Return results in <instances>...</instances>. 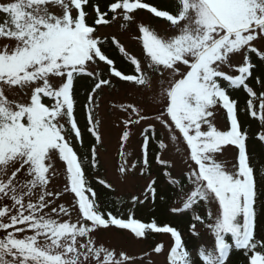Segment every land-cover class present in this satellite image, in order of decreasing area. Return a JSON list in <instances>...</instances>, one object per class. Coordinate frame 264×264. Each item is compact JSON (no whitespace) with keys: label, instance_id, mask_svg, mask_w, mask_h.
<instances>
[{"label":"snow or ice","instance_id":"obj_1","mask_svg":"<svg viewBox=\"0 0 264 264\" xmlns=\"http://www.w3.org/2000/svg\"><path fill=\"white\" fill-rule=\"evenodd\" d=\"M88 4L89 0H0V264H135V258L98 243L97 230L110 225L130 229L135 237H144L146 229L170 233L174 246L165 264H193L175 227L118 218L111 212L106 219L101 212L85 175L86 166L95 168L99 163L97 148L92 147L89 160L78 155L70 139L73 134L78 140L82 136L75 116V82L82 77H91L94 83L87 98L90 125L97 90L112 86V78H119L132 82L142 96L152 100L158 112L155 119L174 144L181 137L186 142L190 155L181 160L180 176L187 182L181 187V191L187 187V199L182 209L172 211L194 210L201 203L207 206L211 222L206 227L215 235V251L205 252L201 247L204 264H226L231 248L225 239L228 234L236 249L251 253L249 264H264V238H257L264 172L258 179L238 101L229 92V88L242 87L249 94L246 110H251L253 118L258 115L253 98L259 100V120L264 124V92L258 95L248 83L256 68L251 54L264 60V0H178L176 14L142 0H116L109 5L111 17L94 5L97 26L109 25L117 15L132 22L136 10L147 9L176 29L175 35L161 37L141 25L150 63L142 69L139 60L129 57L136 74L128 75L118 70L107 54L106 41L89 26L93 18L85 10ZM113 42L119 46L115 38ZM119 51L128 56L123 46ZM98 62L108 67V78L98 70ZM255 79L264 87V80ZM218 107L226 110L227 130H220L212 119ZM119 108L128 117L123 121L125 128L152 118L136 104ZM204 125L207 130H202ZM89 130L96 144H101L99 131ZM155 131L152 124L143 129L142 161L130 167L121 148V174L136 170L138 163L139 175L148 171L149 142ZM129 136L130 131H123V141ZM257 139L264 142V132H258ZM157 143L160 150L168 148L163 140ZM228 146L238 151L235 162L221 159ZM57 158L66 165L65 191L75 199L71 207L57 204L62 193L50 190V181L57 175ZM155 161L172 167L159 153ZM164 175L173 186L181 185L171 172ZM97 179L112 188L106 179ZM155 185L157 180L150 179L144 198L133 196V203L143 204L149 193L154 198ZM193 220L204 223L205 217L197 213ZM191 229L199 235L195 223ZM164 251L162 243L154 249L156 254Z\"/></svg>","mask_w":264,"mask_h":264},{"label":"rangeland","instance_id":"obj_2","mask_svg":"<svg viewBox=\"0 0 264 264\" xmlns=\"http://www.w3.org/2000/svg\"><path fill=\"white\" fill-rule=\"evenodd\" d=\"M145 2L153 5L154 0H144ZM169 4H178V0H166ZM151 2V3H150ZM153 3V4H152ZM155 6V5H153ZM160 9L159 4H156ZM155 6V7H156ZM179 8V4H178ZM134 20L132 22L125 21L122 16L117 15V18L110 22L107 26H98L96 34L100 38H117L120 46H123L128 53L127 57H135L140 61L142 69H147L150 58L146 53V49L143 46V33L140 31V26L149 27L161 37H171L176 34V29L171 26L170 22L165 19L153 22L154 16L149 12L136 10ZM103 67L102 62H98V70ZM135 71V66H134ZM148 74H152L151 70H148ZM264 92V87L261 90ZM129 103L136 104L141 107L142 114L143 109H147V112L152 115V118L147 122H141L140 125H129L125 128L123 121L127 119L125 114L119 105H127ZM259 100H256V107L259 110ZM153 102L150 98L146 99L138 91V86H134L132 82L123 81L119 86H103L101 90L94 95V111L95 122L98 121V131L102 137V143L97 147V159L99 161L96 171V176L101 179H106L115 192L116 197L123 198L128 208H134L137 203H133L132 197L137 196L143 199V193L150 182V179H154V174L146 171L143 176L139 175L138 169L140 164H137L136 170H130L129 173L121 174L119 172V166L121 160V148H123L126 159L129 161V167L131 163H137L142 161V141H143V129L152 124L155 126L162 136L164 143L168 145V148L164 149L161 153V159L168 161L172 167L170 168L173 178H181L180 169L183 166L181 160H188L190 155V149L183 141L182 137L177 143H173L166 131H164L159 123L155 119V115L158 114L157 109L152 106ZM214 123L220 130H227L228 126L223 117V111L219 107L215 111V116L212 118ZM130 131L128 141H123V131ZM202 130H207V126H202ZM178 132V130H176ZM260 132H264V129ZM79 151L82 148H78ZM178 149V151H177ZM83 151V150H82ZM238 153L235 146H228V151L221 155V159H225L230 162H235ZM54 167L57 171V175L50 181V190L55 192H61L62 195L56 200L57 204L63 203L66 207H71L74 204V195L65 191V185L68 181L66 173V165L60 159L54 160ZM261 179V177H259ZM98 180V179H97ZM262 185L264 180L261 181ZM188 190V189H186ZM151 195L149 194L150 199ZM187 196L181 195L174 201L171 206L173 208H183V203L186 202ZM149 204V200L145 201ZM8 203H11L8 201ZM138 206L135 208V210ZM189 210H183L180 212H173L177 216H182ZM217 214L216 207L213 206V215ZM76 219V212L73 213V222ZM206 221L197 225L195 231L199 233V248L194 250L192 254L196 258H201L199 255L201 247L205 252L213 250L215 245L214 233L206 227ZM90 224V222H87ZM28 234H31L30 232ZM98 243H102L105 247L116 251L117 253H125L130 257L135 258V264H165L166 256L170 252L172 247L171 238L169 235L161 236L158 244H164L165 251L156 254L154 248L149 242H146L140 237H135V234L131 230H124L122 232L117 231L114 228H108L107 230H97ZM185 235V234H184ZM194 264V263H193Z\"/></svg>","mask_w":264,"mask_h":264},{"label":"trees","instance_id":"obj_3","mask_svg":"<svg viewBox=\"0 0 264 264\" xmlns=\"http://www.w3.org/2000/svg\"><path fill=\"white\" fill-rule=\"evenodd\" d=\"M113 2H116V0H89V4L85 6V10L89 13V16L93 18L88 21L89 26H93L94 28L96 27V25L94 24V18L96 14L93 6L99 5L101 11L107 12L108 17H111L112 13L109 10V5ZM153 3L152 4L155 6L156 4H159L160 9L158 8V10H167L171 14H176V12L178 11V4L173 3V5H171L166 0H154ZM158 21L160 20L153 19L154 23ZM102 39L106 41L105 47L107 48V54L109 55V58L114 60V64L118 68V70H122L126 75L136 74L134 71V65L131 64L130 59L125 57L119 51L120 43L119 46H117L113 42V38ZM115 40L119 42L118 39ZM251 58L252 62L256 64V68L253 72V78H250L248 83L259 95V92L263 89V87L261 86V84H258L256 82L255 77L259 76L261 80H264V72L261 71V66L264 65V60H260L259 57H257L255 54H251ZM100 71H102L104 78H108V67L105 63H103V67ZM120 82L123 81L119 78H112V86H119ZM93 86V78L91 77L78 78L77 82H75V89L78 98L75 116L77 119L78 127L81 128L82 136L79 140L75 138L74 134L70 137L72 145L76 147L77 150L78 148L77 146H75L77 144L76 142H78V145H81L80 140L83 141V151L81 150L79 155H86L88 156L89 160H91L92 147L95 145L98 147L100 146L99 144H96L95 137L92 135V131L89 130L90 128H94L95 124L93 123L90 125L88 122L89 112L87 98ZM224 86L227 87V82H224ZM98 91L99 90H97V92ZM229 92L231 97L238 101L239 118L242 121L243 130L248 133L247 145L250 151L251 161L255 168V173L257 175V178L259 179L260 173L264 172V142H261L257 139V133L260 132V130L264 129V124L260 122L259 114L257 115V117L253 118L250 115L251 110H246L247 101L250 97L242 87L229 88ZM253 102L254 105H256L255 98H253ZM92 116L94 119V98ZM224 118L227 121L225 114ZM151 136L152 138L149 142V172L155 175L157 185H155L154 187H156L157 190L155 198L153 200L151 198L152 203L150 200L148 206L146 204H138V208L135 210L134 215L129 214L128 207L123 199L117 198L115 192L112 189H108L97 184L96 180L94 179V177L97 175V167L92 168L90 165L86 166V177L91 187L96 192V200L100 204L101 212L105 213L106 219L107 213L111 212L116 214L118 218H128V216H133L136 219L141 220V222L143 223L155 222L158 227H164L167 225L176 227L179 231L186 233L183 243L186 250L190 252L192 261L195 262V264H203L202 259L200 260L194 258L192 255V251L195 248H198L199 237L197 235H193L191 225L194 223L197 225L202 224L193 220V216L197 213L205 217V221H207V206L201 203L194 210H189L180 217H177L175 214L171 213V206L173 205L174 201L177 200L185 192L187 187H184L183 191H181V187L185 186L187 182L186 179L181 177L180 186H173L169 183V179L164 175V172H171L170 168L165 165H159L155 161L156 154L159 153L161 155V153L163 152V150L159 149L157 143L158 140H163L161 133L156 129L155 133H151ZM260 191L261 193H264V186L260 187ZM89 195L91 197L90 193ZM161 235V233L151 232L150 230L146 229L144 240L146 242H149L151 246L154 247L160 240ZM257 238H264V198H262L261 207L260 209H258ZM225 239L231 245V251L226 264H249L251 253H248L246 255L244 250L236 249L231 234L226 235Z\"/></svg>","mask_w":264,"mask_h":264}]
</instances>
